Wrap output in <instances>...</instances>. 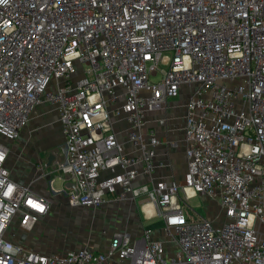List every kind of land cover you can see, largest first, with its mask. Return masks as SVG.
<instances>
[{
  "label": "built area",
  "instance_id": "built-area-1",
  "mask_svg": "<svg viewBox=\"0 0 264 264\" xmlns=\"http://www.w3.org/2000/svg\"><path fill=\"white\" fill-rule=\"evenodd\" d=\"M184 93L180 185L154 177L161 140L146 118ZM42 102L64 142L41 168L74 184L52 191L144 216L152 203L173 257L150 227L114 232L107 250L27 242L52 199L12 176L5 141ZM0 154V264H264V0H0ZM188 188L218 199L223 220L196 216Z\"/></svg>",
  "mask_w": 264,
  "mask_h": 264
},
{
  "label": "crops",
  "instance_id": "crops-1",
  "mask_svg": "<svg viewBox=\"0 0 264 264\" xmlns=\"http://www.w3.org/2000/svg\"><path fill=\"white\" fill-rule=\"evenodd\" d=\"M179 97H180V101H176L171 106L172 110L170 111L172 112L168 111L167 114L168 118L162 119V116L164 114V117H166L167 112L165 111L164 108L165 106H168L169 102H167L163 106V108L160 109L161 112H158L159 110L151 111L148 113L146 118L147 126L153 128L157 136L161 140V143L157 147V157L155 159L156 168L154 171V177H156V179L158 180H163L169 183H173L174 181L178 182L179 180L184 178L187 169V155H186L187 141L185 135V115H186V103L188 101V96L187 94L184 93ZM180 112L181 115H183V121H179V117L177 114ZM152 115L155 116L156 120L150 118L151 119L150 121L152 122H150L149 125L148 118ZM32 125L41 126L43 129V133L37 137L36 146L41 143V140L48 139V141L50 142V144L48 145L49 148H47L48 150L43 155V157H41L42 154L41 155L38 154L39 145L37 147L27 146L28 155H23L21 153L22 154V157H20L21 159H8V165L12 170V176L17 181L25 183L28 186H30L33 190L50 197L52 199V202H54V198L57 197L58 195H61L60 197H65V196L63 195V193L56 194L54 193V191H52L50 187V180L52 179L54 180L53 186L55 191H60L67 186H74L72 182L65 181L62 177H58V176L53 177L51 174L44 173L43 169L41 168V164L47 161L48 153L50 151H53V149H58L59 147H61V145L64 142L62 125L59 120V115L56 106L49 102H42L38 104L35 107L34 111L32 112L28 125H26L22 129L19 138L21 137L23 131L29 126L32 127ZM181 135H183V138ZM16 141H14L13 144ZM182 143L185 146L181 154L182 157H179L178 147ZM9 145H11V149H12V143H10ZM144 183H147L149 185L151 184L146 176H140L135 181L136 186H140L141 184ZM133 202L134 201H131V203ZM113 205H114L113 201H111L103 205L105 207L107 206L106 209L104 210L101 209L102 212L103 211L107 212L106 214H104L106 217L107 215L110 216V212L112 211L114 215H117V218L116 221L113 222L109 221L110 223L103 227L102 235L108 238L107 244L105 246L102 245V248L100 246L96 247V245H90L99 250H107L109 248L111 235L116 231L127 230L128 232L131 233L132 237H139L143 234L144 228L150 227L145 225L144 223L146 220H150V218L152 217L144 216L141 212L140 206L137 203L135 206L139 207L140 210L139 216H137L136 214L135 207L132 206V204L130 203L125 202L122 205H120L117 209H115L114 208L115 205L114 206ZM207 211H208V215H206V217L216 220L215 217L216 215L213 212H211L210 208L207 207ZM50 217H51V211H49V213L47 214L44 220ZM119 218H121V220L122 219L124 220V224L118 225L117 221ZM49 224L50 225H48L49 226L48 228L51 229H52L51 226L56 225L54 223H49ZM151 237L155 240H160L163 243L165 254L168 257H173L175 255V252L179 248L176 241V237L173 234H167L165 232L164 220L162 226H157L152 228ZM40 246L38 248L41 249L43 252H50L51 250H54L52 248H45V247L43 248V246H41L40 248ZM67 250H72V249H67Z\"/></svg>",
  "mask_w": 264,
  "mask_h": 264
},
{
  "label": "rangeland",
  "instance_id": "rangeland-1",
  "mask_svg": "<svg viewBox=\"0 0 264 264\" xmlns=\"http://www.w3.org/2000/svg\"><path fill=\"white\" fill-rule=\"evenodd\" d=\"M236 80L235 82H237ZM176 101H180V97L171 98L168 100V106H165L166 117H164V114L162 116V119L168 118V111L172 112L170 110L172 104H174ZM242 98L239 100V104L241 103ZM180 104V103H179ZM158 112H161L159 110ZM157 114V113H155ZM179 117V121H183V115H181V112L177 114ZM159 117V116H158ZM153 118L156 120L155 116L152 115L148 119V124L150 125V121ZM160 118V117H159ZM28 125V124H27ZM43 133V129L41 126H33L27 127L21 137L13 144V142H9L6 139L5 145L9 147V144L12 143V149L9 159H21L23 155H28V147H37L39 149V155L42 154L41 157L46 153L49 148L50 142L48 139L41 140V143L37 144V137L40 136ZM123 136H126V133H123ZM183 138V135H181ZM3 141V139H2ZM132 143L130 141H127L126 137V146H131ZM11 146V145H10ZM28 146V147H27ZM184 144L182 143L178 147V156L182 157V151L184 150ZM25 148V150H24ZM22 153V154H21ZM180 185L184 183L183 178L178 181ZM189 193V192H188ZM181 194L184 195V193L181 191ZM189 193V195H192L190 199L188 200V204L195 209V215L196 216H202L205 217L208 215L207 207L210 208L211 212H213L216 216V220H223V214L221 211V206L219 204V200L210 198L205 194L202 193ZM61 195H58L54 198V202L51 204V217L42 220L41 223L37 226V228L28 235V237H25V239L33 246L39 247L40 245L43 246V248H52V249H75L78 246L83 245H96L100 246L102 248V245L105 246L107 244L108 238L103 236V227L105 225H108L110 222L116 221L117 215H114L113 212H110V216L107 215V217L104 215L107 212L103 211L101 209H106L107 206H102L99 208H92V207H86L83 205L79 206H70L67 202L66 197H60ZM125 203V201L119 202V201H113V205L115 209H117L120 205ZM132 204V206L135 207L136 214L139 216V207L135 206L136 202H126ZM147 204V202L145 203ZM131 206V205H129ZM142 212V209H141ZM143 214V213H142ZM144 215V214H143ZM116 216V217H114ZM153 218V219H152ZM150 220L145 221V225L150 227H157L162 226L163 224V218L162 217H152ZM110 221V222H109ZM49 223H54L56 225L51 226V228H48L50 225ZM118 225L124 224V220L121 218L117 221ZM174 230H172L173 232ZM96 241V242H95ZM40 246V248H41ZM99 247V248H100ZM104 249V248H103Z\"/></svg>",
  "mask_w": 264,
  "mask_h": 264
},
{
  "label": "bare ground",
  "instance_id": "bare-ground-1",
  "mask_svg": "<svg viewBox=\"0 0 264 264\" xmlns=\"http://www.w3.org/2000/svg\"><path fill=\"white\" fill-rule=\"evenodd\" d=\"M187 192H189V193H194V190L192 189V188H188L187 189ZM195 194V193H194ZM193 194V195H194ZM192 196V195H191ZM209 197V196H208ZM211 198V197H210ZM218 200V199H217ZM144 210H145V212H146V214H147V216H151V215H153L154 213H155V207H154V205L152 204V203H150V202H147V204H145V206H144ZM206 217V216H205Z\"/></svg>",
  "mask_w": 264,
  "mask_h": 264
},
{
  "label": "water",
  "instance_id": "water-1",
  "mask_svg": "<svg viewBox=\"0 0 264 264\" xmlns=\"http://www.w3.org/2000/svg\"><path fill=\"white\" fill-rule=\"evenodd\" d=\"M53 160H54V154L50 153L48 156V165L52 164Z\"/></svg>",
  "mask_w": 264,
  "mask_h": 264
},
{
  "label": "snow or ice",
  "instance_id": "snow-or-ice-1",
  "mask_svg": "<svg viewBox=\"0 0 264 264\" xmlns=\"http://www.w3.org/2000/svg\"><path fill=\"white\" fill-rule=\"evenodd\" d=\"M0 158H2V154H0ZM29 203H32V202L30 201ZM33 207H39V205L33 204Z\"/></svg>",
  "mask_w": 264,
  "mask_h": 264
}]
</instances>
